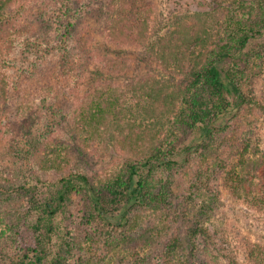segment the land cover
Masks as SVG:
<instances>
[{
	"label": "trees",
	"instance_id": "trees-1",
	"mask_svg": "<svg viewBox=\"0 0 264 264\" xmlns=\"http://www.w3.org/2000/svg\"><path fill=\"white\" fill-rule=\"evenodd\" d=\"M37 1L0 0V56L14 42L11 30L19 25L16 18ZM210 1V7L196 12L190 22H176L171 31L155 35L151 28L155 0H71L93 18V26L81 48L89 46L88 58L96 63L87 77L83 69L72 75L65 88L75 103L71 107L74 110L70 140L63 144L64 152L52 150L53 157L41 152L37 158L44 172L62 173L60 178L44 182L37 177L36 183L30 180L21 186L31 194L37 184L47 183L49 196L40 201L38 194L33 195V205L26 213L46 214L47 242H39L31 249L33 259L28 262L12 259L11 264L42 263L54 230V217L73 194H83L92 212L104 223L123 229L137 218L136 209H157L152 196L155 169L170 168L180 160L191 161L194 157L200 162L211 160L209 165L219 164L216 161L226 149L227 138L236 144L238 150L234 156L238 161L234 164L226 161L230 165L227 171L221 161L219 169L223 171L224 181L232 195L264 211V177L257 185L252 184L249 159L253 146L242 135L243 122L250 111L264 108L255 99L253 89L247 87V82L262 72L264 64V55L254 47L264 30V0ZM22 28L17 26L19 31ZM101 40L116 48L126 45L144 48L146 60L167 72V77L159 72V75L121 81L122 71L129 70L124 65L126 61L102 54ZM180 75L182 78L178 79ZM6 89L7 77L0 74V103L6 100ZM183 105L184 115L175 118ZM175 128L189 133L188 143L180 148H161L162 132H173ZM96 142L121 157L125 169L111 176L92 175L89 155ZM32 148L35 155L36 144L32 143ZM198 181L196 174L192 182L201 191ZM107 196H110L108 200ZM16 219L15 223L9 222L10 228L22 217ZM41 221L39 218L38 222ZM205 225L203 219H194L187 225L189 253L174 264H190L198 256V240L208 235ZM172 240L167 243L165 258L176 253L181 237L177 235ZM3 244L4 241L0 243V264H9L3 259ZM213 250L207 253L217 264H264V245L258 243L246 244L242 258L241 253L232 256L227 249Z\"/></svg>",
	"mask_w": 264,
	"mask_h": 264
},
{
	"label": "rangeland",
	"instance_id": "rangeland-1",
	"mask_svg": "<svg viewBox=\"0 0 264 264\" xmlns=\"http://www.w3.org/2000/svg\"><path fill=\"white\" fill-rule=\"evenodd\" d=\"M210 5V0H155L152 33L163 35L174 29L176 22L188 23L196 12L205 11ZM16 19L19 25L11 30L15 37L11 49L0 56V74L6 75L8 84L6 100L0 103V243L4 241L3 259L9 264L12 259L28 262L33 259L31 249L39 242H47L46 214H26L33 205V195L38 194L40 201L49 196L47 183L37 184L31 194L21 186L30 180L36 183L37 177L44 182L60 178L62 173L44 172L37 158L41 152L50 157L54 156L52 150L64 152L63 144L70 140L71 107L75 103L65 88L72 75L83 69L87 77L96 63L88 58L89 46L81 48L93 18L71 0H39ZM20 25L23 28L19 31ZM99 44L102 54L126 61L124 65L129 70L122 71L121 81L159 72L163 77L168 75L146 60L144 48H116L102 40ZM254 47L264 55V30ZM181 78L180 75L178 79ZM247 87L253 89L255 99L264 107V64L262 72L247 82ZM184 107H179L175 118L184 115ZM242 127V135L253 146L249 168L251 182L257 185L264 177V108L250 111ZM160 137L161 148H180L188 143L189 133L175 128L173 132H162ZM32 143L36 144L35 155ZM100 143L96 142L89 155L91 174L111 176L125 169L123 159ZM224 146L226 149L219 153L216 162L223 161L227 171L230 165L226 161L236 163L238 157L234 154L238 149L230 138L224 140ZM194 158L180 160L170 168L155 169L152 196L157 209H136L137 218L120 230L100 220L83 194H73L54 217L51 241L41 264H174L189 253L185 236L187 225L194 219H203L208 235L198 240V256L190 264H217L207 253L215 252L213 248L227 249L232 256L241 253L242 258L246 244L264 245V211L231 194L219 164L209 165L211 160L200 162ZM196 174L201 191L192 182ZM202 210L206 212L200 213ZM17 217L22 219L10 228L9 222L15 223ZM177 235L181 242L176 253L165 258L167 243Z\"/></svg>",
	"mask_w": 264,
	"mask_h": 264
}]
</instances>
